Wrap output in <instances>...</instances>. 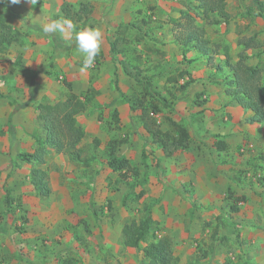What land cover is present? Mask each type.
Wrapping results in <instances>:
<instances>
[{
	"label": "rangeland",
	"instance_id": "374dc122",
	"mask_svg": "<svg viewBox=\"0 0 264 264\" xmlns=\"http://www.w3.org/2000/svg\"><path fill=\"white\" fill-rule=\"evenodd\" d=\"M202 9L197 0H0V264H146L143 247L162 237L174 264H264V126L224 92L226 62L240 52L264 68V12L255 0H225L226 23ZM187 15L206 55L176 42ZM57 19L73 27L27 25ZM89 27L102 45L82 72L73 38ZM71 93L89 100L75 115L78 140L61 134L62 148L52 146L40 106ZM175 126L187 130L180 142ZM113 139L123 175L107 163ZM32 168L44 171L48 195ZM147 207V238L125 246L122 227Z\"/></svg>",
	"mask_w": 264,
	"mask_h": 264
},
{
	"label": "trees",
	"instance_id": "16d2710c",
	"mask_svg": "<svg viewBox=\"0 0 264 264\" xmlns=\"http://www.w3.org/2000/svg\"><path fill=\"white\" fill-rule=\"evenodd\" d=\"M199 5L203 8L202 14L208 19L210 15H213L214 22L224 21L228 22L229 14L225 9V0H197ZM258 9L259 16H263L264 12V1L255 0ZM186 31L184 34L177 36L176 42H178L182 48L188 49L193 48L198 53L206 55L208 53L207 41L203 37V29L196 24H193L191 17L187 15ZM27 25L34 28L35 30H42V26L37 24H31L27 22ZM184 25V24H183ZM240 43L245 47H251L249 41L241 39ZM247 56L244 52L239 53V59L235 64H231L228 60L226 64L230 67V76L226 81L225 94L232 100H235L240 107L249 112V120L254 123H258L264 126V75L262 72L264 68L259 66H252L245 63ZM221 67V66H219ZM182 75V74H181ZM140 81V80H139ZM148 83V82H147ZM165 104V99L160 98ZM87 96L82 99L76 94L71 93L67 99L63 102H59L54 105H42V112L40 117L44 120L47 138L46 141L52 146L62 148L61 145L57 144V141L61 137V134L67 136L69 134L74 135L75 141L78 140V133L75 128V115L86 109L88 102ZM149 109L152 112H159V107L149 104ZM144 127L147 128L152 134H160V130L152 132L147 123H144ZM180 142L181 138L187 135V130L181 126H175ZM13 130L10 127V134ZM69 141V140H68ZM72 141V140H71ZM116 139L108 143V165L113 170H118L120 175H123V170L127 166L128 162L126 158L121 157L116 153L117 147ZM219 150L225 149L224 143L220 142L216 145ZM70 152V151H69ZM24 161L30 162L31 160H37L38 156L34 153L19 154ZM262 160H264V152L261 154ZM260 183L264 185V177H261ZM30 181L37 189L40 195H48L49 189L47 185L46 175L43 170L39 168H32L30 171ZM231 208L236 211L235 203L231 205ZM146 214L140 220L138 224L130 222L125 224L121 229V235L123 244L128 247L138 248L139 241H144L147 238L149 227L151 223V209L147 207L145 209ZM143 257L146 260V264H174L176 257L173 255V251L170 248L169 242L166 238H157L154 241L146 244L142 249ZM208 255V253L203 252ZM190 264H195L192 262Z\"/></svg>",
	"mask_w": 264,
	"mask_h": 264
},
{
	"label": "clouds",
	"instance_id": "9594fccd",
	"mask_svg": "<svg viewBox=\"0 0 264 264\" xmlns=\"http://www.w3.org/2000/svg\"><path fill=\"white\" fill-rule=\"evenodd\" d=\"M20 0H11V3L18 4ZM32 4L36 0H30ZM67 28H72L73 24L67 19H57L43 25L42 30L47 34L64 33ZM74 43L82 55L81 71H86L94 67L95 59L101 51L102 33L98 28H85L76 31Z\"/></svg>",
	"mask_w": 264,
	"mask_h": 264
},
{
	"label": "crops",
	"instance_id": "0c3cea01",
	"mask_svg": "<svg viewBox=\"0 0 264 264\" xmlns=\"http://www.w3.org/2000/svg\"><path fill=\"white\" fill-rule=\"evenodd\" d=\"M226 106H227V107H229V103H228V104H226ZM8 111H9V113H10L11 109L9 108V110H8Z\"/></svg>",
	"mask_w": 264,
	"mask_h": 264
}]
</instances>
